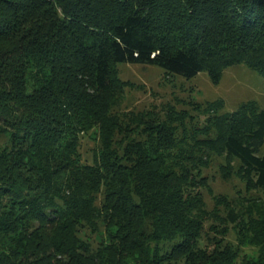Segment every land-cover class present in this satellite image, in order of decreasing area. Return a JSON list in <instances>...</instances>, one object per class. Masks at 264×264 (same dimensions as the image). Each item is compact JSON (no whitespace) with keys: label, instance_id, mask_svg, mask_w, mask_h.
<instances>
[{"label":"trees","instance_id":"16d2710c","mask_svg":"<svg viewBox=\"0 0 264 264\" xmlns=\"http://www.w3.org/2000/svg\"><path fill=\"white\" fill-rule=\"evenodd\" d=\"M121 63L264 76V0H0V264H235L230 225L264 264V199L208 183L264 188V109L120 112Z\"/></svg>","mask_w":264,"mask_h":264},{"label":"rangeland","instance_id":"374dc122","mask_svg":"<svg viewBox=\"0 0 264 264\" xmlns=\"http://www.w3.org/2000/svg\"><path fill=\"white\" fill-rule=\"evenodd\" d=\"M118 77L125 83L120 112L126 110L141 112L146 109L158 114L164 121L166 111L185 110L196 122L203 123L208 116L204 106L210 102L222 101L225 105L222 112L229 114L236 112L241 104L252 101L264 109V76L246 65L227 69L219 84H214L207 72H201L188 79L167 74L163 68L150 64L121 63L118 66ZM97 148L98 141L89 136L81 138L84 160L91 162ZM259 155H264V144ZM234 165L235 174L227 182L221 178L217 166L210 169L208 183L213 194L226 195L230 201L241 197L246 203L250 199H255L256 202L263 200L264 188H256L249 181L250 185L239 170L238 164ZM204 193L207 200L212 203V197L207 190ZM237 233L236 226L230 225L226 238L239 249V257L235 264H244L245 260H258L261 256L259 247L249 244L248 241L239 243Z\"/></svg>","mask_w":264,"mask_h":264}]
</instances>
